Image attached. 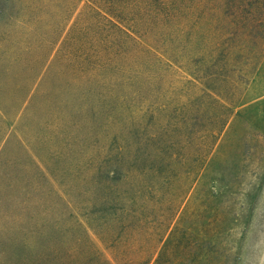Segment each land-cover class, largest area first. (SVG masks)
<instances>
[{
    "label": "rangeland",
    "instance_id": "rangeland-1",
    "mask_svg": "<svg viewBox=\"0 0 264 264\" xmlns=\"http://www.w3.org/2000/svg\"><path fill=\"white\" fill-rule=\"evenodd\" d=\"M190 1L0 0V264L66 255L83 237L78 222L105 233L88 230L113 262L110 240L122 244L132 206L152 223L176 210L162 245L184 234L205 264H264V51L243 64L233 98L225 76L239 63L205 50L155 61L115 28L163 51L179 21L168 16L192 15L195 45L209 49L227 27L226 0ZM262 1L253 12L264 20ZM208 75L231 115L194 175L197 138L220 115L201 97L196 77ZM184 124L187 142L166 137Z\"/></svg>",
    "mask_w": 264,
    "mask_h": 264
},
{
    "label": "trees",
    "instance_id": "trees-1",
    "mask_svg": "<svg viewBox=\"0 0 264 264\" xmlns=\"http://www.w3.org/2000/svg\"><path fill=\"white\" fill-rule=\"evenodd\" d=\"M190 2L189 0V3L184 4V6H191ZM262 2V0H234L231 7L226 0L223 4L224 7L221 11V17L226 18L227 27H224L225 29L223 28L218 34L220 39L216 43L214 42L209 49H202L195 45L194 31L196 21H188L191 20L192 15H181L179 13L181 16L175 14L168 16L170 19H177L179 17V21H173V24L175 22L176 25H174V28L170 32L165 33V38H171L172 44L166 43V49L163 51H159L157 47L150 43L142 45L125 29L117 25H115V28L136 43L138 51L145 52V54L151 56L155 61L161 62L163 60L162 56L170 58L175 63L178 62L179 58L183 59L185 56L186 60L192 61V50L196 52L205 50L204 54H207L214 61L224 60L227 62L232 60V65L239 63L238 75L234 78L225 76L232 80V82H228L229 97L236 98L239 95L238 91L240 86L246 83L245 75L250 72L247 70L245 75L241 72L243 64H252L254 60L257 61L258 57L264 51V20L259 14L253 12L257 10ZM231 9L232 11H230ZM211 28H208V34L215 32L211 31ZM131 31L136 34L133 30ZM178 36L184 37V45H180V43L175 44V42H178ZM186 48L188 49L185 50ZM185 51L187 53L189 52V54L185 55ZM196 79L202 82L208 90L207 92L203 91L201 97L204 98L205 102L211 98L217 106H220V115L216 126L205 128L203 133L197 138L196 148L193 153L195 154L194 161L196 163L192 168L194 175L199 173L212 145H214L218 135L231 115L230 107L224 105L208 93L209 90L214 91L210 83L208 84V80H213L211 75H208V77H196ZM189 130L190 127L184 124L172 129L171 127L166 128L164 132L168 139L173 134L177 136L181 135L186 139L190 133ZM128 209L126 210L125 221L120 224L118 233L119 235L125 231V236L122 235L120 237L123 238L122 244L119 242V237L110 240V246L113 248L111 256L115 264H205L203 255L205 257L207 255L206 251H202L203 245L201 246L199 243L195 244L192 251V247L188 244L189 241L184 234L179 236L171 235L167 243L162 245L170 229V223L176 210L170 213L169 219L165 215L163 216V220H157L152 223V219H147L142 209L133 206ZM162 215L163 213H161ZM77 224L83 237L80 236L82 238L76 239V246L66 255H60L55 252L50 254V260H48L49 263L47 264H58L60 262L63 264H114L94 247L89 239L88 230H91L102 242H106L104 239L105 233L89 224L86 226L80 222ZM117 240L119 242L118 244L116 243Z\"/></svg>",
    "mask_w": 264,
    "mask_h": 264
}]
</instances>
